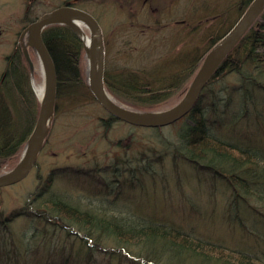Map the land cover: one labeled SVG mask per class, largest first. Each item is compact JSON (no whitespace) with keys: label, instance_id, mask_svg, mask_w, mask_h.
I'll return each instance as SVG.
<instances>
[{"label":"rangeland","instance_id":"obj_1","mask_svg":"<svg viewBox=\"0 0 264 264\" xmlns=\"http://www.w3.org/2000/svg\"><path fill=\"white\" fill-rule=\"evenodd\" d=\"M66 1H74L77 7L98 20L104 35L105 52L109 54V67L113 68L130 65L131 61L139 59L136 46L141 43H135L133 36L142 26L134 32L131 30L138 20L141 25H153L158 20L172 24L173 19H187L194 25L199 21L205 28L209 25L206 22L209 15L225 13L223 10L227 8L235 9L238 0H150L148 3L143 0H0V83L6 70V56L15 49L17 41L23 51L29 48L30 33L25 16L36 20ZM170 12L171 16H167ZM261 16L260 20L264 13ZM158 17L160 19L156 20ZM84 31L90 36L85 26ZM132 39L134 43H131ZM131 54L135 55L130 57ZM32 64V69L27 71L29 84L39 101L34 83L45 86V75L35 54ZM237 80L228 77L216 86H231ZM255 99L259 100H256L257 106L250 104L246 115L245 109L226 111L227 114L235 113L238 121L224 127L218 122L212 123L213 133L238 146L264 150V99L262 96ZM178 101H171L156 111L144 112L166 110ZM202 106L206 108L209 104L204 101ZM107 116L97 101L91 100L61 113L55 124L48 127L45 144L31 172L15 185L0 188V210L8 215L15 210L31 208L30 200L40 181L44 183L54 172L51 192L79 206L82 211L100 210L117 217L153 220L264 261V217L236 200L224 180L167 153L161 145L163 139H156L159 134L153 129L157 128L119 121L105 130L100 118ZM180 122L161 128L163 135L160 136L173 135ZM66 168L71 171L60 172ZM9 170L10 167L5 168L0 174ZM250 202L264 212L263 205ZM44 224L34 217H19L7 230L0 227V244L13 243L9 247L10 259L0 255V264H62L66 258L68 264H130L127 260L108 258L101 251L94 252L87 263L83 233L75 226L61 224L56 229L49 227L47 235H43ZM35 233L38 238L32 237ZM109 247L116 249L113 245ZM141 264L150 263L143 260Z\"/></svg>","mask_w":264,"mask_h":264},{"label":"trees","instance_id":"obj_2","mask_svg":"<svg viewBox=\"0 0 264 264\" xmlns=\"http://www.w3.org/2000/svg\"><path fill=\"white\" fill-rule=\"evenodd\" d=\"M143 1L148 3L150 0ZM252 1L238 0L235 9L227 8L222 14L211 12L214 15L206 19L209 25L205 28L199 21L194 25L187 19H173L170 24L160 23L158 17V21L153 23L155 32H151L154 29L152 24L141 25L138 20L131 30L142 28L136 30L135 35L131 33L135 43H141L136 46L139 59L131 61L130 65L110 68L107 53L106 89L119 102L138 111H156L171 101L180 100L205 55ZM64 4L73 5L75 2L66 1ZM24 20L29 25L35 19L26 15ZM43 39L57 71L53 126L61 113L96 100L84 74V45L75 32L67 25L54 24L43 31ZM133 39L131 43H134ZM28 52L33 59L35 53L32 48ZM132 55L135 54L130 57ZM29 70L26 54L17 41L15 49L6 56V70L0 83V172L17 165L39 114L40 103L31 90ZM228 77L238 80L231 86L222 84L217 88L216 84ZM256 96L264 99V17L256 21L232 49L203 89L195 108L181 120L176 132L171 136H160L163 135L161 128L153 131L159 134L156 139H163L161 145L167 153L171 152L175 159L221 178L236 200L246 203L258 216L264 217V212L250 202L255 201L264 207V160L262 162L261 159L264 150L227 142L218 138L211 128L212 123L218 122L224 127L237 122V115L226 111L230 108L245 109L246 115L250 104L257 106ZM204 101L209 104L206 108L202 106ZM115 122L119 120L110 114L100 118L105 130ZM67 171L71 170H60L62 173ZM54 177L52 172L44 183L40 181L30 200L31 208L15 210L8 215L0 210V227L7 230L9 224L19 217L43 221V235H47L49 227L56 229L61 224L75 226L86 237L83 242L87 249V263L94 252L101 251L108 258L127 260L130 264H141L143 260L150 264H264L250 254L192 237L153 220L117 217L100 210L82 211L79 206L51 192ZM32 237L38 238V234ZM110 245L116 249H111ZM10 246H13L11 241L0 244V255L8 256L7 260L10 259ZM68 261L66 258L61 263L68 264Z\"/></svg>","mask_w":264,"mask_h":264},{"label":"water","instance_id":"obj_3","mask_svg":"<svg viewBox=\"0 0 264 264\" xmlns=\"http://www.w3.org/2000/svg\"><path fill=\"white\" fill-rule=\"evenodd\" d=\"M263 10L264 0H253L230 31L218 40L205 55L183 98L174 106L157 112L134 111L126 108L107 91L104 80L106 69L104 35L98 20L91 13L67 4L39 16L28 27L30 33L28 45L35 50L41 61L45 75V91L43 97L39 99V115L22 157L13 170L0 174V187L11 186L22 181L33 169L55 113L58 87L57 71L43 39V31L48 26L67 25L83 42L87 59V83L101 107L123 122L141 127L160 128L179 121L194 108L208 81ZM72 21H78L87 27L90 33L88 44L74 30L70 24ZM27 58L32 69L33 64L30 56L27 55Z\"/></svg>","mask_w":264,"mask_h":264},{"label":"bare ground","instance_id":"obj_4","mask_svg":"<svg viewBox=\"0 0 264 264\" xmlns=\"http://www.w3.org/2000/svg\"><path fill=\"white\" fill-rule=\"evenodd\" d=\"M70 24L72 25V27L74 28V30L78 33V35L81 36V38L84 40V42L86 44H88L89 43V36L84 31V25L82 23L78 22V21H74V22L72 21ZM34 88H35V92L37 93V95L41 99L43 97L44 91H45L44 85L34 83ZM261 159H262V162H263L264 157H261ZM227 249H229V248H227Z\"/></svg>","mask_w":264,"mask_h":264}]
</instances>
